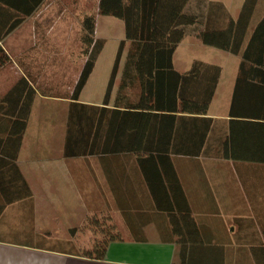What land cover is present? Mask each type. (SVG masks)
I'll return each instance as SVG.
<instances>
[{
  "label": "crops",
  "instance_id": "0c3cea01",
  "mask_svg": "<svg viewBox=\"0 0 264 264\" xmlns=\"http://www.w3.org/2000/svg\"><path fill=\"white\" fill-rule=\"evenodd\" d=\"M66 1L44 0L0 41L9 56L0 68V99L23 77L37 91L16 160L31 196L17 197L22 181L7 163L10 156L0 151V264H264V72L238 81L242 55L203 44L194 35L197 26L186 28L174 68L187 73L202 61L221 73L207 114H177L184 118L176 122L171 143L177 150L170 157L181 192L154 194L136 153L65 154L71 97L87 58L61 49L93 14ZM244 1L191 0L188 8L203 17L210 3H220L236 18ZM1 13L5 31L12 10ZM46 47L57 50L41 56ZM99 57L78 100L87 105L104 106L114 63L96 77ZM126 59L121 58L107 107L116 105ZM40 64L74 80L68 97L40 91L34 82L40 83ZM141 92L136 86L125 93L136 104ZM58 136L62 146L54 151ZM8 196L15 199L6 202ZM103 218L114 224L117 236L98 259L74 241L82 238L84 224L101 225Z\"/></svg>",
  "mask_w": 264,
  "mask_h": 264
},
{
  "label": "trees",
  "instance_id": "16d2710c",
  "mask_svg": "<svg viewBox=\"0 0 264 264\" xmlns=\"http://www.w3.org/2000/svg\"><path fill=\"white\" fill-rule=\"evenodd\" d=\"M43 1L0 0V11L3 13L5 8L8 13L11 9L13 17L11 25H7L5 31L0 30V41L20 26ZM190 1L100 0L99 14L119 18L125 25V39L118 48L104 106L78 101L105 45L104 39L95 36V14L84 17L81 39L87 60L71 97L65 144L67 156L136 153L154 194L164 189L172 190L174 194L181 192L170 157V153L177 150L171 143L176 122L184 118L177 114H207L221 73L219 66L202 61H195L187 73H180L174 68L173 55L186 35V28L197 26L194 35L203 44L242 55L238 81L247 73L264 72V16L249 36L259 0H245L236 18L227 14L220 3H210L207 13L201 17V14L189 10ZM126 44L127 59L116 105L107 107ZM8 60V54L0 45V68ZM136 86H140L142 92L139 101L134 104L125 92ZM36 93L30 81L23 77L0 99V151L10 156L7 163L17 171L22 181L23 191L17 195L18 198L32 194L16 160ZM119 103L125 105H117ZM208 128L207 124L205 139L198 146L199 152ZM157 196L162 198L163 195ZM14 199L8 196L6 202ZM2 210L0 206V212ZM106 230L107 237L95 240L92 248L85 251L87 256L105 257L108 245L117 236L114 225Z\"/></svg>",
  "mask_w": 264,
  "mask_h": 264
},
{
  "label": "rangeland",
  "instance_id": "374dc122",
  "mask_svg": "<svg viewBox=\"0 0 264 264\" xmlns=\"http://www.w3.org/2000/svg\"><path fill=\"white\" fill-rule=\"evenodd\" d=\"M97 1L98 0H67V3H70L71 5L73 3H77L79 7H88L93 14L96 16V33L95 36L98 38L99 36L104 39L105 45L103 50L100 53L99 57V70L96 77H101L105 74L106 69L110 66V64L114 63V60L116 58L118 48L120 45V42L125 39V25L124 22L116 18L114 16L110 15H100L97 12H95V9L97 7ZM263 4L260 1L257 5L255 14L252 19L251 28H253L257 21L261 18L260 16L263 11ZM71 41L70 44H68V48L61 49L64 53V55L67 56H78L83 57L84 59L87 58L84 53V44L82 42V31L79 29L74 30L72 33H70ZM54 46V45H52ZM55 47V46H54ZM60 48V47H59ZM127 49L128 44H126V48L124 51V56L127 55ZM57 48L52 47H46L45 49L40 48L39 54L41 56H50L51 53L54 55V52H56ZM60 50V51H61ZM48 52V54H47ZM62 72V71H57ZM36 86H39L40 84V91L41 92H48L51 94H57L61 96H69L70 95V87L74 86V80L72 78H62L61 76H56L53 74V71L50 70L48 66H44L40 64V83L37 81H34ZM70 86V87H69ZM56 143L54 144L55 150L60 148L62 145L59 143V136L54 138ZM113 218V217H112ZM106 218H103V220ZM115 220V221H114ZM113 222H117V217L114 216ZM92 224V223H91ZM111 225H114L110 222V220L103 221L101 225H90V224H84L82 227V234L80 237H82L79 240H76L74 242L77 243L78 247H81L80 251H86V249L90 250L92 248V244L95 243V240H102L106 236V229L107 227H110ZM119 225V224H118ZM117 225V227H119ZM115 231V230H114ZM107 237V236H106Z\"/></svg>",
  "mask_w": 264,
  "mask_h": 264
}]
</instances>
